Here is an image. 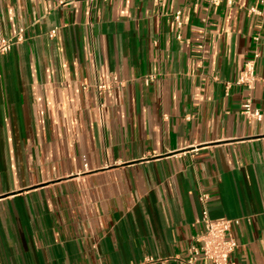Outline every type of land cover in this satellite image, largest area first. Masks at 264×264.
Listing matches in <instances>:
<instances>
[{
	"label": "crops",
	"instance_id": "crops-1",
	"mask_svg": "<svg viewBox=\"0 0 264 264\" xmlns=\"http://www.w3.org/2000/svg\"><path fill=\"white\" fill-rule=\"evenodd\" d=\"M263 14L0 0V38L23 31L0 56V264H184L202 194L211 220L235 221L233 264H264ZM254 59L248 91L235 83ZM249 97L262 121L242 114Z\"/></svg>",
	"mask_w": 264,
	"mask_h": 264
},
{
	"label": "built area",
	"instance_id": "built-area-1",
	"mask_svg": "<svg viewBox=\"0 0 264 264\" xmlns=\"http://www.w3.org/2000/svg\"><path fill=\"white\" fill-rule=\"evenodd\" d=\"M264 4V0H261ZM251 13L261 14L256 7L250 9ZM264 22V14L262 15ZM176 22L181 25V12H177L175 15ZM55 31L50 36L53 37ZM23 40V31L14 38H0V56L8 54L12 47ZM257 54L255 58H258ZM258 79L256 74V62L255 59L248 61L245 64L243 71L240 73L236 85L245 87L248 91H251L254 83ZM153 77H148L145 82L149 84L153 81ZM113 82L119 83L117 77H113ZM231 83L228 84L230 87ZM101 89H105L106 85H101ZM242 114L249 120L262 121L263 114L260 109L254 106V102L249 97L242 105ZM208 195L202 194L200 200L204 204L202 217L199 223L202 225V230L195 237L194 243H192L188 249V257L184 264H199L203 261L207 264H233L232 256L238 248V242L232 233V226L235 221L233 220H221L213 221L209 216L207 208ZM164 260L152 256L144 257L139 263L136 264H163Z\"/></svg>",
	"mask_w": 264,
	"mask_h": 264
}]
</instances>
